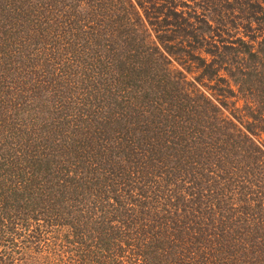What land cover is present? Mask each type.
Wrapping results in <instances>:
<instances>
[{"label":"trees","instance_id":"16d2710c","mask_svg":"<svg viewBox=\"0 0 264 264\" xmlns=\"http://www.w3.org/2000/svg\"><path fill=\"white\" fill-rule=\"evenodd\" d=\"M79 1L95 45L89 90L70 95L83 98L62 102L49 83L29 110L0 85V243L33 229L32 243H58L67 264H264V0H235L219 16H192L181 0ZM53 3L0 0V14L33 27ZM118 3L140 28L152 9V24L187 33L140 52ZM10 44L0 38V64ZM95 83L124 102L100 105ZM178 181L182 195L169 187Z\"/></svg>","mask_w":264,"mask_h":264},{"label":"rangeland","instance_id":"374dc122","mask_svg":"<svg viewBox=\"0 0 264 264\" xmlns=\"http://www.w3.org/2000/svg\"><path fill=\"white\" fill-rule=\"evenodd\" d=\"M138 1L143 2V0ZM155 1L158 2V4H163L165 0ZM181 1H185L188 4L186 7H183V10L187 13L193 14L196 12L192 16H196V14H199L201 12L200 10L204 8L209 10L208 14L211 16H219L225 9L231 7L237 8L238 5L235 0ZM131 2L136 3L137 0H131ZM81 5L79 0H54L49 11L41 16V18L34 23L33 27L24 26L22 29V25L15 22L14 13L9 11V14H3L4 12L2 15L0 14V38L4 40L8 38L11 44L14 43L12 46L13 51H9L7 57H5L2 64H0V75L3 73V79H1L0 85L3 84V87L7 85L15 88L13 90L17 92V94L16 97L13 95L12 99H17V101L22 102L25 106H29L25 107L26 109L30 110L31 108V104L28 103L29 98H32V100L36 99V101L39 99L38 103L42 102V100L49 99L46 93V90L49 89L50 86L49 83L56 85L54 87H56L58 91L61 90L62 94L60 99L62 102H68L70 95L75 96L76 89L85 94L86 90H89L88 85H90V83L88 78L92 76L89 71L92 61L89 58L92 57L90 51L95 50V45L88 39L91 30L88 28V22L85 23L87 19L85 11L79 9ZM143 5L146 7L148 6L146 3ZM124 7L125 10H123L124 14L121 19H126L129 24H132L130 30L126 31L127 35L125 37L131 35V42L129 41L130 47L137 46L138 44L140 45L141 42V46L138 48L140 52H148L154 56L156 50L153 49L154 44H151L152 42L150 41H155L157 36L162 37L161 35L165 34L181 38L187 33H182L181 30L175 29V27L170 28L164 25V23L152 24V22H154L153 12H155L152 9L146 10L148 17L146 18L144 16L142 18L144 19V26L140 28V26L137 25L138 20L136 16L132 13V8L127 6L126 3H118V8L123 9ZM64 12L70 13L71 19H67ZM243 14L244 12H242V15ZM5 16H7L6 19ZM160 19L161 17H157L158 21ZM235 20H238L237 17H235ZM200 25L199 23L198 26ZM171 29L175 31L170 34ZM202 29H204L203 25L200 26L199 30ZM144 40H148L147 44L149 45H146ZM10 45L8 47H10ZM156 45L163 51L164 42L161 46L158 44ZM110 46L111 48H116V44ZM176 47L178 46H175V48ZM175 48H173L172 53V58L174 59L172 62L173 68L185 72L183 67L188 68L189 63L183 61L186 60L185 58L179 59L180 55H178V53H180V51ZM192 60L193 59L189 61ZM193 70L197 72L195 68ZM186 80L187 83L184 85L185 88H193L189 87L188 84V81H192L189 73L186 75ZM19 86L23 88L18 89ZM31 90H34V92L31 93ZM117 93V88H110V90L103 93L98 90L95 83L92 97L95 98L97 102H100L102 106L115 102H124L115 98V94ZM151 95L155 98L153 93H151ZM195 95H198V93L195 92ZM34 96L37 98H34ZM77 98L78 99L73 97L71 99L80 101L79 99L83 98V96L77 95ZM23 108L24 105L18 109L19 118L22 116ZM63 112L64 114L68 113L66 108ZM15 114L18 117L16 109ZM31 114L34 113L30 112L29 117ZM38 116L41 120L45 118L44 122L47 121L46 123H51L55 126L58 124V121L52 118L55 115L46 116L39 114ZM11 124H13V122L9 121V125L5 127L7 128L5 136L8 135ZM16 129L18 128H15L12 132H15ZM176 184L169 185L171 190L178 191L183 186L182 182L179 181ZM179 186L181 187L177 189L176 187ZM184 192L185 191L182 189L179 194L182 195ZM33 231V229L22 230L17 228L14 231L15 234L4 235V238L8 237L11 239L8 240L7 238L8 241L4 240L0 243V260L2 264H67L69 260L68 256L70 255L64 251L63 247L58 246V243L55 246L51 243L52 241L50 242L49 240H46V243H32L33 239L30 236L31 233H34Z\"/></svg>","mask_w":264,"mask_h":264}]
</instances>
